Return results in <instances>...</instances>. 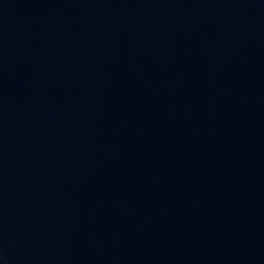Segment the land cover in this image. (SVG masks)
<instances>
[{
	"label": "water",
	"instance_id": "95a60500",
	"mask_svg": "<svg viewBox=\"0 0 264 264\" xmlns=\"http://www.w3.org/2000/svg\"><path fill=\"white\" fill-rule=\"evenodd\" d=\"M2 264H264V0H0Z\"/></svg>",
	"mask_w": 264,
	"mask_h": 264
},
{
	"label": "clouds",
	"instance_id": "9594fccd",
	"mask_svg": "<svg viewBox=\"0 0 264 264\" xmlns=\"http://www.w3.org/2000/svg\"><path fill=\"white\" fill-rule=\"evenodd\" d=\"M0 264H2V261H0Z\"/></svg>",
	"mask_w": 264,
	"mask_h": 264
}]
</instances>
